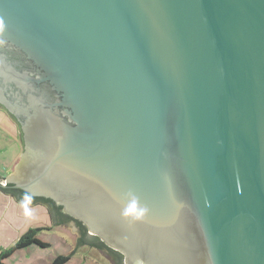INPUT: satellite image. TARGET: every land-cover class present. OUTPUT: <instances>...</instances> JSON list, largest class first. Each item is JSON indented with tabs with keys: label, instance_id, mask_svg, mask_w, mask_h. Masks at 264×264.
I'll list each match as a JSON object with an SVG mask.
<instances>
[{
	"label": "water",
	"instance_id": "water-1",
	"mask_svg": "<svg viewBox=\"0 0 264 264\" xmlns=\"http://www.w3.org/2000/svg\"><path fill=\"white\" fill-rule=\"evenodd\" d=\"M0 107L124 264H264V0H0Z\"/></svg>",
	"mask_w": 264,
	"mask_h": 264
},
{
	"label": "crops",
	"instance_id": "crops-1",
	"mask_svg": "<svg viewBox=\"0 0 264 264\" xmlns=\"http://www.w3.org/2000/svg\"><path fill=\"white\" fill-rule=\"evenodd\" d=\"M21 153L18 126L0 109V181L13 172ZM33 221L42 223L44 227H37L39 229L48 228L49 214L43 205H21L0 191V244L3 235L4 240L7 238L8 242L15 243Z\"/></svg>",
	"mask_w": 264,
	"mask_h": 264
},
{
	"label": "rangeland",
	"instance_id": "rangeland-1",
	"mask_svg": "<svg viewBox=\"0 0 264 264\" xmlns=\"http://www.w3.org/2000/svg\"><path fill=\"white\" fill-rule=\"evenodd\" d=\"M41 224L39 221H33L30 223L28 230L44 227ZM20 235L22 236L23 234ZM76 237V234H71L68 229L52 226L51 218L49 217L48 228L41 231L38 235V239L46 243L48 247L40 248L31 245L30 247L17 250L11 256L2 260V263L50 264L58 256H69L70 259L66 264H111L95 248H89V246L77 247ZM4 238L3 235L0 253L14 245V243L8 242L7 238L5 240Z\"/></svg>",
	"mask_w": 264,
	"mask_h": 264
},
{
	"label": "trees",
	"instance_id": "trees-1",
	"mask_svg": "<svg viewBox=\"0 0 264 264\" xmlns=\"http://www.w3.org/2000/svg\"><path fill=\"white\" fill-rule=\"evenodd\" d=\"M0 191L6 195L11 196L21 205H25V206L36 205V204L43 205L47 209L49 217L54 221V224L56 226H61L71 221V218L63 214L61 208L55 206L54 203L50 200H45L41 198H31L22 191L15 190L10 187H4V188L0 187ZM76 223L79 226V228H81V230L83 231V234H85L87 232L86 228L81 223L79 222ZM43 230L44 229L36 228V229H29L27 232H25L14 243L12 247L0 253V264H3L2 260L11 256L17 250L30 247L31 245H35L40 248L48 247L46 243L41 242L37 238V235ZM78 242L85 245H87V242H89L88 245L92 246L95 249L106 248V246L102 242H100L98 238H93V240H86L85 238H81L78 240ZM69 259H70L69 256H58L50 264H66L69 261Z\"/></svg>",
	"mask_w": 264,
	"mask_h": 264
},
{
	"label": "flooded vegetation",
	"instance_id": "flooded-vegetation-1",
	"mask_svg": "<svg viewBox=\"0 0 264 264\" xmlns=\"http://www.w3.org/2000/svg\"><path fill=\"white\" fill-rule=\"evenodd\" d=\"M71 223L74 224V226L76 227V230L79 232V238H85L86 240H93V238H97V237H91L87 234V232L85 234H83V231L81 230V228H79V226L77 225L76 221H69L67 223H65L64 225H61V226H64L65 228L66 227H71ZM97 250H106L107 252V256L110 258V260L113 262V264H124V258L123 256L119 253V252H116L114 250H112L111 248H103V249H97Z\"/></svg>",
	"mask_w": 264,
	"mask_h": 264
},
{
	"label": "built area",
	"instance_id": "built-area-1",
	"mask_svg": "<svg viewBox=\"0 0 264 264\" xmlns=\"http://www.w3.org/2000/svg\"><path fill=\"white\" fill-rule=\"evenodd\" d=\"M0 185L4 186L5 185L4 181H0Z\"/></svg>",
	"mask_w": 264,
	"mask_h": 264
},
{
	"label": "clouds",
	"instance_id": "clouds-1",
	"mask_svg": "<svg viewBox=\"0 0 264 264\" xmlns=\"http://www.w3.org/2000/svg\"><path fill=\"white\" fill-rule=\"evenodd\" d=\"M141 215H142V213H141ZM137 219H139V216H137Z\"/></svg>",
	"mask_w": 264,
	"mask_h": 264
}]
</instances>
